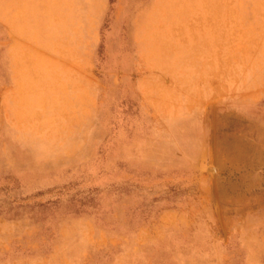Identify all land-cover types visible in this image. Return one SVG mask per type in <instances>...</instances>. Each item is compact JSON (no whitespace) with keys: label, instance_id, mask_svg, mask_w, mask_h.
<instances>
[{"label":"rangeland","instance_id":"374dc122","mask_svg":"<svg viewBox=\"0 0 264 264\" xmlns=\"http://www.w3.org/2000/svg\"><path fill=\"white\" fill-rule=\"evenodd\" d=\"M0 264H264V0H0Z\"/></svg>","mask_w":264,"mask_h":264}]
</instances>
